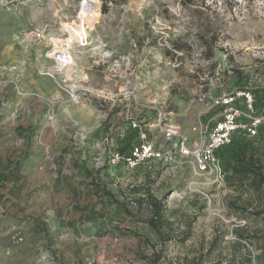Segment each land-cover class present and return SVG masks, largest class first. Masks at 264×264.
<instances>
[{
  "label": "rangeland",
  "instance_id": "rangeland-1",
  "mask_svg": "<svg viewBox=\"0 0 264 264\" xmlns=\"http://www.w3.org/2000/svg\"><path fill=\"white\" fill-rule=\"evenodd\" d=\"M83 1L0 0V264H264V181L235 145L197 157L264 89V0H97L80 45ZM35 28L70 33V70ZM241 110L264 174V102Z\"/></svg>",
  "mask_w": 264,
  "mask_h": 264
},
{
  "label": "built area",
  "instance_id": "built-area-1",
  "mask_svg": "<svg viewBox=\"0 0 264 264\" xmlns=\"http://www.w3.org/2000/svg\"><path fill=\"white\" fill-rule=\"evenodd\" d=\"M85 1V0H84ZM84 1L82 5L84 4ZM81 9L79 10L77 17L81 18ZM68 34V38L62 39L55 37L54 35L51 36L46 35L45 29H28L25 32L24 40H30V41H40V40H47L49 44V49L47 50L46 56L51 57L55 61V67L57 71L61 72L66 70L70 67H72L75 62L73 58V46L74 44L69 42L70 33L66 31ZM83 39L86 40V38L79 37V40H77V44L84 45L85 41L83 42ZM237 97H244L245 98V104L252 107V104L254 102V96L250 92L242 91L239 92ZM234 96L231 97V101L225 102L227 105L224 113L223 118L218 121L210 130L207 131V138L204 143V149L202 154H198V162L203 170L207 169L208 166L214 165L216 166L219 162L218 158L216 157L215 151L226 145L229 144L232 140L233 134L237 132L238 130H247L251 134H255L256 130L254 125L250 126L243 121L240 120V117L242 115L241 107H238L234 104ZM177 132L172 129H168L167 135L173 136ZM146 153H149L150 150L145 148ZM183 152L185 154L188 153V150L183 146Z\"/></svg>",
  "mask_w": 264,
  "mask_h": 264
},
{
  "label": "trees",
  "instance_id": "trees-1",
  "mask_svg": "<svg viewBox=\"0 0 264 264\" xmlns=\"http://www.w3.org/2000/svg\"><path fill=\"white\" fill-rule=\"evenodd\" d=\"M104 1V8L103 11L105 12L108 8V3L112 2V0H103ZM184 3L186 4H192L195 0H182ZM234 104L238 107H241L242 105L245 104V98L244 97H237L236 95H234ZM254 102H260L263 103L264 102V89L259 90L256 94H254ZM242 104V105H241ZM227 105L224 103L222 104V107H226ZM138 130L135 129L134 132H132L133 135H136V132ZM247 130H238L237 135H241V134H247ZM234 133V134H235ZM235 145L237 147V151L233 154V156L235 157V161L236 164L240 167H243L245 170L254 173L255 175L259 176L260 181H264V174L262 172V167L261 164L258 163L254 158H252V156H247L246 150L243 149L242 147V142L240 140V138H238V136H234L232 137V140L229 144H226L220 148H218L215 153L217 154L218 151L233 146ZM151 200L153 202H151V205L153 206V213L151 218L149 219V223L152 226H156L157 225V221L155 219H157L158 215L160 214V210L162 209L161 206V202L154 199L153 197L151 198ZM155 217V218H154Z\"/></svg>",
  "mask_w": 264,
  "mask_h": 264
},
{
  "label": "bare ground",
  "instance_id": "bare-ground-1",
  "mask_svg": "<svg viewBox=\"0 0 264 264\" xmlns=\"http://www.w3.org/2000/svg\"><path fill=\"white\" fill-rule=\"evenodd\" d=\"M99 15H100L99 2L97 0H88V2H86L84 4V7L81 10L82 22L80 24V28L79 29H76V28L73 29L75 31V35H74L73 39L77 41V40H79L80 36L83 38L88 37V31L86 28V24H88L89 27H93L94 24L96 23ZM69 42L72 43V39H71V41L69 40ZM83 42H84V39H83ZM68 69L70 70V68H68Z\"/></svg>",
  "mask_w": 264,
  "mask_h": 264
}]
</instances>
